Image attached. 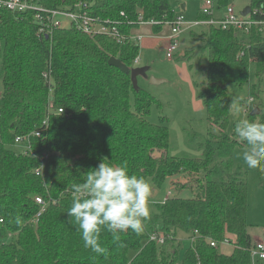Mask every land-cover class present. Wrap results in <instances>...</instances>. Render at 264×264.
I'll return each instance as SVG.
<instances>
[{"label":"trees","instance_id":"trees-1","mask_svg":"<svg viewBox=\"0 0 264 264\" xmlns=\"http://www.w3.org/2000/svg\"><path fill=\"white\" fill-rule=\"evenodd\" d=\"M79 1L91 14L120 22L125 37L138 17L159 22L156 32L177 16L169 0H39L38 5L64 9ZM231 1L218 0L216 9ZM249 6L256 18L264 17V0H250ZM203 18L200 12L198 19ZM196 38L203 42L206 67L202 71L198 64L202 79L194 73L191 82L209 128L197 140L200 158H178L168 155V118L160 116L158 124L147 119L159 101L134 90L129 74L108 65L113 57L133 68L138 44L90 38L74 27L45 35L34 12L0 10V264H251L248 188L231 159L236 148L247 145L230 124L229 87L233 93L247 90L253 109H259L255 116L247 111V120L264 123V37L256 29L242 37L231 27L207 26ZM177 60L187 61V53ZM237 101L245 107L244 99ZM17 136L27 138L26 150H15ZM157 153L163 156L157 159ZM104 157L157 188L180 172L193 174L191 183L180 186L192 196L172 195L155 204L148 217L158 228L144 220L139 235L129 230L119 242L102 231L105 252L97 254L84 248L67 211L71 185L82 183L83 174ZM171 186L180 192L176 182ZM36 196L46 202L38 218ZM179 231L189 235L188 245L176 238ZM154 232L162 244L149 239ZM225 238L230 254L209 245Z\"/></svg>","mask_w":264,"mask_h":264},{"label":"rangeland","instance_id":"rangeland-1","mask_svg":"<svg viewBox=\"0 0 264 264\" xmlns=\"http://www.w3.org/2000/svg\"><path fill=\"white\" fill-rule=\"evenodd\" d=\"M173 10L176 14L183 13L185 19L193 18L201 6L200 0H169ZM250 5V0H232L231 6L235 12L240 13L245 7ZM184 6V9H182ZM152 29L149 25H137L132 30V36L135 38L139 34L151 32ZM201 31H194L193 33L185 36V42L182 46L184 53H187L188 60L177 61V55L172 59L165 57L164 44L160 42L153 50L145 51L140 49L138 56L141 57V62L137 67L150 66L152 68L149 74H155L160 77H155L157 80H165L166 83H152L151 79H143L138 77V88L153 96L159 105L152 106L148 121L158 124L159 117L164 116L169 120L168 131L170 134V143L168 148V155L178 158H200L201 151L197 149V140L207 132L209 124L205 118V112L200 103L196 99L197 91L193 87L190 79L191 75L198 73L197 80L201 81L202 77L200 72L206 67L205 61L201 58L203 42L196 38ZM168 32V26L163 25L159 37ZM141 42V41H140ZM140 42L139 45H140ZM198 69V64H200ZM192 65V69H189ZM148 75V74H147ZM148 75V76H150ZM2 91L0 85V93ZM229 97L235 101L244 99L245 106L249 94L247 90H239L232 92V87H229ZM264 100V93H261ZM132 100V98H131ZM254 101L248 105V113L253 109ZM242 110L238 113L230 111L229 120L230 124H237L241 120H247V113L244 112L246 107H241ZM194 140H190V139ZM22 144H17L15 150L18 152L23 150ZM247 148H236L232 153V161L234 168L237 172L241 173V178L246 182L247 193V231L251 236L253 242L264 240V171L260 169H249L242 159V154ZM157 159L163 156L157 153ZM193 174L178 173L169 181L167 178L161 187H155L150 181L151 197L149 202L150 213L154 210V205L164 201L166 198L177 195L179 197L189 198L192 196L188 190L180 191V186L184 183H191ZM172 182L177 183L176 189L180 192L171 190ZM149 213V215H150ZM151 223L153 229L158 228L149 217L145 219V223ZM151 233L150 235H152ZM155 234V232H154ZM188 234L178 232L176 238L185 246L188 245ZM218 252L230 254L232 246L230 244H220L217 248ZM259 261H255L258 264Z\"/></svg>","mask_w":264,"mask_h":264},{"label":"clouds","instance_id":"clouds-1","mask_svg":"<svg viewBox=\"0 0 264 264\" xmlns=\"http://www.w3.org/2000/svg\"><path fill=\"white\" fill-rule=\"evenodd\" d=\"M241 110L238 101L229 106V111ZM234 132L247 145L242 154L247 167L264 171V123L241 120ZM110 161L104 157L97 167L83 174L82 183L71 185V206L67 211L70 222L74 220L78 226L84 248L97 254L105 252L100 243L102 231L110 233L117 242L120 234L129 230L139 235L150 213V183L130 175L125 165Z\"/></svg>","mask_w":264,"mask_h":264},{"label":"built area","instance_id":"built-area-1","mask_svg":"<svg viewBox=\"0 0 264 264\" xmlns=\"http://www.w3.org/2000/svg\"><path fill=\"white\" fill-rule=\"evenodd\" d=\"M39 0H0V10H7L11 12H34V18L38 24L39 33L47 35L56 29H68L74 27L76 30L85 34L90 38L96 36H107L113 39L117 43H122L124 41H130L138 44L140 37L132 36V31L128 37H125L120 33L119 26L122 25L118 21L110 19H102L98 15L91 14L87 4L82 2L75 3L71 8H54L48 9L38 5ZM218 0H201L202 7L200 12L207 18L195 19L193 21L187 22L182 15H177L173 20L165 22L163 25H167L170 29V34L167 38L168 45L166 47V57L171 58L173 53L179 47V38L182 33L190 28L196 27H207L215 26L222 30L227 28H233L241 36L246 37L252 29H256L259 34L264 37V17L256 18V11H250L246 16H242L240 13L234 11L231 5L223 9V14L221 17H215L217 12L216 4ZM123 16V13H120ZM159 22L154 20L143 21L142 17H138V25L148 24L151 26L158 25ZM241 54L239 55V57ZM139 63V56H136L133 60V67H136ZM47 78V75H43ZM252 97H248L246 105L253 102ZM248 108L244 109L246 113ZM61 112V109L58 111ZM35 136H39L40 133L36 132ZM26 137L15 138V143L22 144L24 149L28 148ZM41 167L35 169L36 175L40 174ZM35 203L39 206V212H37L36 217L38 218L41 212L46 206V202L40 197H34ZM196 233V232H195ZM150 240L156 241L158 244L163 243V237L152 234L150 235ZM220 244H229L228 239H224ZM220 244L214 241H209L211 247L217 248ZM251 264H255V261L264 262V240L257 241L253 243L251 248Z\"/></svg>","mask_w":264,"mask_h":264},{"label":"crops","instance_id":"crops-1","mask_svg":"<svg viewBox=\"0 0 264 264\" xmlns=\"http://www.w3.org/2000/svg\"><path fill=\"white\" fill-rule=\"evenodd\" d=\"M200 2H201V0H200ZM201 7H202V3H201V6L198 8V12L196 13V15L193 17V18H191V19H189V20H187V19H185V16H184V14L183 13H180V14H177V15H182L183 17H184V19L187 21V22H189V21H193V20H195V19H198L199 17H200V9H201ZM182 9H184V6H182ZM222 14H223V9L222 10H217V12H216V14H215V17H221L222 16ZM144 25H148V24H144ZM150 27H151V29H152V31L151 32H148V33H145V34H139V35H137V36H139L140 37V45H139V43H138V45H139V51H140V49H143V50H145V51H151V50H153L160 42H162L163 44H164V50H165V57H166V47H167V45H168V41H167V38H168V36H169V34H170V29H169V27H168V32L165 34H162L161 35V37H159V33H160V31H154L153 30V26H151V25H149ZM162 28V27H161ZM203 29H205V27L204 26H201V27H196V28H190V29H187V30H185L183 33H182V35L180 36V38H179V47H178V49L173 53V55H172V57L171 58H167V59H172V58H174L176 55H177V58L178 57H180V56H183L184 55V49L182 48V46H183V44H184V40L186 39L185 38V36L187 37V35H189L190 36V34L191 33H193L194 31H201V30H203ZM161 30V29H160ZM242 37H244V36H242ZM178 61V60H177ZM141 62V57H139V63ZM139 63H138V65H139ZM137 65V66H138ZM149 64H147V67H149V71L147 72V74L148 75H150L149 74V72H151V70H152V68L150 67V66H148ZM136 66V67H137ZM153 71V70H152ZM151 76V75H150ZM149 76V77H150ZM152 76L153 77H160V76H157V75H155V74H152ZM145 80H147V79H145ZM163 80V79H162ZM190 81H191V79H190ZM160 83H166V81L164 80V81H162V82H160ZM192 83V82H191ZM196 99H197V97H196ZM198 100V99H197ZM200 103H201V101L200 100H198ZM245 107H248V105H246ZM170 180H172V177L171 178H169V181ZM251 237V236H250Z\"/></svg>","mask_w":264,"mask_h":264},{"label":"water","instance_id":"water-1","mask_svg":"<svg viewBox=\"0 0 264 264\" xmlns=\"http://www.w3.org/2000/svg\"><path fill=\"white\" fill-rule=\"evenodd\" d=\"M249 12H250V6H247L240 12V14L242 16H246ZM108 65L117 68L119 71H121L124 74H129L130 81H131V84H132V87L134 90H138V85H137L138 77H141L143 79H151L152 83H160V82L164 81V80H157L153 76L149 77L147 75V72L149 71V67H147V66L133 67V68L129 69L124 64H122L119 60H117L113 57H111L108 60ZM258 113H259V109L254 108L253 110L250 111L249 114L251 116H255Z\"/></svg>","mask_w":264,"mask_h":264}]
</instances>
